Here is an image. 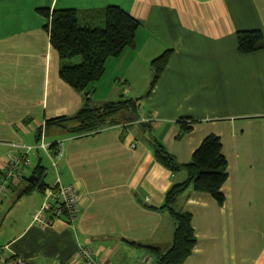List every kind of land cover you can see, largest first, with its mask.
I'll return each instance as SVG.
<instances>
[{
  "label": "crops",
  "instance_id": "obj_1",
  "mask_svg": "<svg viewBox=\"0 0 264 264\" xmlns=\"http://www.w3.org/2000/svg\"><path fill=\"white\" fill-rule=\"evenodd\" d=\"M110 5L140 22L135 46L109 58L92 90L79 92L60 75L46 10L75 9L90 15L81 24L100 25L102 16L89 12ZM256 29L264 33V0H0V174L10 158L41 141L40 130L45 137L55 127L45 142L61 143L58 175L77 188L81 209L74 223L63 216L50 227L33 224L44 200L39 185L52 186L58 175L45 150L28 151L32 165L0 202V245L8 246L0 264L10 257L84 264L77 257L83 244L103 264H147L153 256L140 243L167 251L176 227L167 210L154 208L187 178L185 170L159 163L147 138L183 164L210 134L220 137L227 159L225 202L191 188L177 198L174 207L191 214L197 237L182 264H264V49L241 53L237 40L239 31ZM168 49V64L147 96L151 62ZM90 91L93 106L140 98L138 118L85 134L46 126L77 113ZM180 120L191 130L179 137ZM38 166L39 185L24 193Z\"/></svg>",
  "mask_w": 264,
  "mask_h": 264
},
{
  "label": "trees",
  "instance_id": "obj_2",
  "mask_svg": "<svg viewBox=\"0 0 264 264\" xmlns=\"http://www.w3.org/2000/svg\"><path fill=\"white\" fill-rule=\"evenodd\" d=\"M89 14L101 15L102 24H81V17L90 16L75 9H57L47 11L49 22L46 26L52 46L58 51L61 68L60 75L67 83L79 92H85L99 81L104 73L107 60L119 57L126 48L135 46L136 32L140 22L117 5H110L100 11H90ZM238 50L241 53H252L264 49V33L260 29L242 30L237 33ZM172 49L164 51L152 60V80L147 92L150 94L161 73L168 64ZM80 57V63L71 60ZM92 92L85 93L82 107L70 117H58L46 121V126L56 124L69 133L85 134L97 131L106 126L121 121H132L138 118L140 98H121L105 101L99 106L92 104ZM181 133L179 137L191 130V126L180 120ZM71 127H70V126ZM69 126V127H68ZM40 132L38 137H40ZM39 140V139H38ZM40 141V140H39ZM156 160L173 173L180 170L187 172V178L181 183H174L166 192L165 200L159 210H167L174 218L176 227L173 241L167 251L159 247L141 244L153 256L154 264H182L193 252L197 237L192 225V216L188 212L177 210L174 205L177 198L191 188L207 192L213 196L219 205L225 202L222 187L227 180V159L222 152L219 136L210 134L203 139L188 163H180L175 156L155 137L147 138ZM57 146L53 143L51 147ZM39 166L34 174L38 179L28 183L23 191L29 192L39 185L42 173ZM40 190L45 187L39 185Z\"/></svg>",
  "mask_w": 264,
  "mask_h": 264
},
{
  "label": "built area",
  "instance_id": "obj_3",
  "mask_svg": "<svg viewBox=\"0 0 264 264\" xmlns=\"http://www.w3.org/2000/svg\"><path fill=\"white\" fill-rule=\"evenodd\" d=\"M58 151L51 152V145L44 140L35 145L26 146V153L13 156L9 159L7 168L0 174V202L7 192L11 183L23 176L25 169L32 165L31 159L27 156L28 151L32 149H43L49 155L57 175L58 167L56 160L61 157L62 145L58 143ZM44 200L40 207L35 209L32 215L33 224L40 227H50L54 220L59 217H66L69 223H74L81 214L79 196L77 188L73 184H66L61 181L59 175L52 186L43 189ZM8 246L0 245V255L7 252ZM77 257L84 264H103L97 258L93 247L87 244L80 245L77 251ZM151 256L145 257V262H151ZM4 264H30L29 261L20 257H10L3 262Z\"/></svg>",
  "mask_w": 264,
  "mask_h": 264
},
{
  "label": "rangeland",
  "instance_id": "obj_4",
  "mask_svg": "<svg viewBox=\"0 0 264 264\" xmlns=\"http://www.w3.org/2000/svg\"><path fill=\"white\" fill-rule=\"evenodd\" d=\"M71 61H73L74 63H80L81 62V58L80 57H75V58H73ZM117 98H119V97H117ZM98 105H99V103H97ZM53 130H55V127H52V128H50L49 129V135H47V136H45L44 137V133H41V141L42 140H44V138H45V140L44 141H46V142H49V143H51V141L53 140L52 139V137H50L51 136V134H52V131ZM58 145V144H57ZM52 146V145H51ZM20 155V154H19ZM14 156H16V155H14ZM49 158H47L46 156H44V160H45V165H46V167H47V169H49L50 168V162H49V160H48ZM46 177V176H45ZM44 177V178H45ZM152 261V263H147V264H154V261L153 260H151Z\"/></svg>",
  "mask_w": 264,
  "mask_h": 264
},
{
  "label": "water",
  "instance_id": "obj_5",
  "mask_svg": "<svg viewBox=\"0 0 264 264\" xmlns=\"http://www.w3.org/2000/svg\"><path fill=\"white\" fill-rule=\"evenodd\" d=\"M38 179V176L36 174H31L28 178H27V181L30 182V183H34L36 182Z\"/></svg>",
  "mask_w": 264,
  "mask_h": 264
}]
</instances>
